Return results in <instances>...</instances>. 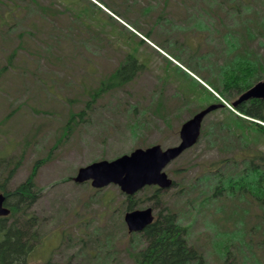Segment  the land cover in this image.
I'll list each match as a JSON object with an SVG mask.
<instances>
[{"label":"rangeland","instance_id":"rangeland-1","mask_svg":"<svg viewBox=\"0 0 264 264\" xmlns=\"http://www.w3.org/2000/svg\"><path fill=\"white\" fill-rule=\"evenodd\" d=\"M164 1L167 3L164 4ZM180 1L0 0V149H6L9 154L16 156L26 150L23 163L11 179L10 187L24 181L31 174L33 164L44 159L37 169L36 183L42 193L34 209L46 216L43 226L45 237L30 256L31 264L43 262L50 256L54 264H65L68 259L80 264H136L126 242L131 233H124L120 228L114 229L112 225L111 213L114 208L105 212L106 206L103 203L91 202L89 196L93 193V196L97 195L96 188L90 181L78 184L74 177L79 167L96 158L111 160L135 148H146L153 144H160L163 148L177 145L181 125L191 112L197 111L203 104L211 105L215 102L212 96L200 94L203 89L201 84L214 91L212 86H208L200 75L196 76L189 71L188 75L186 67L177 62L168 51L172 48L183 59L189 60L183 56L179 43L185 42L188 36L197 35L198 28L202 31L206 29L205 22L199 19L193 24L173 21V30L171 29V24L165 18H183L186 14L185 3ZM105 2L114 7L119 4L118 8L122 12L123 8L130 6L127 17L116 14ZM243 2H251L264 11V0L240 1ZM149 3L157 5L158 9L148 13L144 8ZM187 3L191 6V2ZM230 4L231 0L225 7ZM201 6L206 4L202 2ZM214 6L215 3L211 8L214 9ZM142 10L146 15L141 14ZM162 11L168 15L159 18ZM223 15L220 12L215 16L217 27L222 32L223 21L232 25L231 17ZM247 15L252 17L254 14L249 12ZM135 20H139L138 27L134 25ZM238 22L240 21L232 25V28L237 27ZM238 28L241 31V26ZM149 29H152L150 37L146 35ZM202 31H199L200 36ZM215 34L219 38L217 32ZM166 36L170 40L166 41ZM171 38L177 43L174 44ZM204 40L203 34L198 42L203 43ZM259 40H263V37L251 41V44L258 47L264 56V46L259 47ZM247 42L244 38V44ZM213 45L215 44H205L204 51L213 48ZM216 45L217 54L211 61L217 60L222 64L227 58L224 52L221 54L224 44L217 42ZM14 52L13 65L2 70ZM129 52L142 62H148V65L133 82L119 90L102 92L99 100L84 116L86 121L75 124L86 101L98 89L99 72L108 75ZM209 64L207 68L211 69ZM92 67L98 70L93 72L90 70ZM193 78L201 83L200 86ZM188 88H196L200 98H191L188 109L178 112L175 106L188 99ZM176 93L181 96V100ZM153 94L157 96L154 98ZM152 101L162 102V106L158 108L160 114H171L168 124L160 116L148 113L147 108L154 107ZM73 113H76V118L68 131V121ZM219 115V111L212 112L204 120V124ZM136 117L141 129L139 138L133 136L129 129L130 121L133 122ZM202 140L166 167L170 177H177L186 183L204 172L208 162L233 153L208 146ZM258 141L257 139L256 143L264 150V142L259 144ZM48 154L50 155L46 158ZM175 169L180 172L174 173ZM103 190L108 196L115 194L117 198L114 205L121 206L120 189L117 185H107ZM174 190L175 188L168 190L169 202ZM177 200L188 211V217L193 218V214H196L192 225V239L205 251L207 263L223 264L213 244L214 232L206 225L208 221L216 222L218 217L224 220L226 213L204 206L201 210L209 211V216L206 217L208 214L198 212L197 209L191 211L186 207L182 202L184 198L174 199V202ZM227 204L231 202L228 201ZM244 207L248 209L245 218L248 220V227H251L254 223L253 216L259 209L249 203ZM230 211L231 209L227 210ZM106 222L114 237L113 245L100 247L97 242L93 243L95 238H89L88 233L94 226H103ZM62 230L66 234L60 239L59 232ZM256 252L262 254V251Z\"/></svg>","mask_w":264,"mask_h":264},{"label":"trees","instance_id":"trees-1","mask_svg":"<svg viewBox=\"0 0 264 264\" xmlns=\"http://www.w3.org/2000/svg\"><path fill=\"white\" fill-rule=\"evenodd\" d=\"M77 1L80 2V0ZM187 1L191 2V6ZM229 1L181 0L180 2L185 3L184 8L186 9L183 18L171 20V18L166 17L168 13H164V11L159 16V18L166 17V22L171 24L172 30L173 21L177 23V21L183 20L185 24H193L198 18H206V21L201 20L206 24L204 31L217 32L219 35V38L210 36L209 43L215 41V45L208 51H204L202 42H198L201 38L198 33L202 31L201 28L196 30V32L198 31L197 35L188 36L185 42H180L179 46L181 47L179 48H181L182 53L184 52L183 56L189 60L183 59L172 48L168 50L173 57L185 64L197 76H202L205 82L212 86L220 97L193 78L196 84L199 85L200 83L201 86H199L203 87L200 94L212 96L216 104L223 103L221 98L232 103L240 94L256 82L264 79V56L258 47L251 44V41L263 37V40H259V47L264 46V11L256 8L251 2L240 3L241 0H231L232 4L225 7ZM202 2L206 6H201ZM105 3L116 14L127 17L130 6L123 8L124 12H122L118 8L120 7L119 4L114 7L113 4ZM165 3L167 1H164ZM214 3L213 9L211 5ZM199 5L200 7H198ZM157 9V5H152V3L144 8L148 13ZM220 12L226 18L231 17L233 26L237 21H240L237 27L232 28L229 22L223 21L224 29L222 32L217 27L215 18ZM249 12H253L254 15L248 16L247 13ZM141 14L146 15L143 10ZM138 21H134L136 23L134 25L137 27ZM239 26H241V31ZM192 32L195 31L192 30ZM151 33L152 29H149L146 35L150 37ZM166 38V41L170 40L167 36ZM244 38L247 39V44H244ZM171 40L174 44L177 43L173 38ZM205 40L208 41L207 38ZM217 42L224 44L221 54L224 52L227 57L222 64H219L217 60L211 61V58L216 57L217 54ZM186 43H188V48ZM185 46L186 48H184ZM163 47L167 48L165 45ZM14 54L15 52L9 56L8 63L2 70L13 65ZM92 63L94 64L93 61ZM208 63L211 64H209L211 69L207 68ZM147 65L148 62L147 64L142 62L135 54L129 52L120 62V65L108 75L100 71L98 89L86 101L84 108L78 114L79 119L77 121H75L76 113H73L68 121V131L71 130L73 121L75 124L86 121L84 116L93 108L102 92L119 90L133 82ZM90 70L95 72L94 70L98 69L92 67ZM178 70L182 73L179 68ZM187 74L189 75V73ZM86 83H88V79H86ZM84 86V90H86L87 84ZM186 91L188 99L183 101L182 105L175 106V110L178 112L188 109L191 98H200L196 88H188ZM194 94L195 96H192ZM156 96L153 94L152 97L155 98ZM180 97L177 95V98L180 99ZM152 103H154V107L147 108L148 113L160 116L168 124L171 120V114L165 116L158 111L162 102L152 101ZM205 107L207 105L203 104L199 109ZM234 108L235 110L223 104V106L212 111L213 113L219 111L221 115L203 125L199 139V141L203 139L202 141L206 142L208 146L218 147L228 153L233 152L232 155L222 156L216 161L208 162L204 172L187 180L186 183L175 177L170 187L175 188L171 202H169L168 191L170 188L164 189L158 186H146L142 189L145 190L144 192L140 193L142 191L140 190L133 195H126L119 191L121 195L119 196L121 198L120 207L114 205L117 196L115 197V194L108 196L103 188L96 189V196H93L94 193L89 196L91 202L103 203L106 206L105 212L114 208L111 213L112 225L114 229L120 228L124 233L129 232L124 221L126 211L147 206L154 209L153 222L140 232H130L131 234L126 240L127 248L134 257L136 264H208L205 251L192 239V225L195 222L196 214H193V218L188 217L186 215L188 211H185L181 201L174 202V199L181 198L185 199L182 202L191 211L197 209L200 212L205 206L208 209L213 207L217 212L226 213L224 220L218 217L216 222L208 221L206 225L208 228L211 227L214 232L213 244L216 251L219 252L223 264H264V150L256 143L257 139L259 144L264 142V99L243 100ZM195 112H191V115ZM138 118L136 117L129 124V129L136 138H139L141 133L140 125L137 122ZM240 149L245 151H239ZM247 149L252 150V152ZM25 151L23 150L16 156L9 154L6 149H0V192L5 194V204L11 209L8 216L0 217V264H29L30 256L41 245L45 237L43 226L47 220L46 216L39 214L34 209L42 193V189L37 187L36 183L37 169L44 159H39L33 164L34 168L31 174L24 181L13 188L10 187L11 179L23 163ZM178 172H180L179 169L174 170V173ZM138 193L140 194L138 195ZM228 201L231 204L228 205ZM246 203L259 209V212L253 216L254 223L251 227H248V220L245 218L248 213V209L244 207ZM229 209L231 211L227 212ZM202 212L208 214L206 217L209 216V211ZM107 223L103 226H94L88 233L89 238H95L93 243L97 242L100 247L113 245L114 237L110 233ZM59 234L61 239L66 232L62 230ZM81 247L83 248L84 244ZM256 251H262V254H258ZM92 254L96 256L95 253ZM50 258L51 256L36 264H54ZM65 264H80V262L72 263L68 259Z\"/></svg>","mask_w":264,"mask_h":264},{"label":"water","instance_id":"water-1","mask_svg":"<svg viewBox=\"0 0 264 264\" xmlns=\"http://www.w3.org/2000/svg\"><path fill=\"white\" fill-rule=\"evenodd\" d=\"M250 98L264 99V80L243 92L233 105ZM217 107L218 104H212L186 120L181 126L180 142L177 145L162 148L160 144H155L147 148H136L113 160L94 161L80 167L74 180L78 183L91 180L92 186L96 188L114 183L127 195H133L147 185L171 187L173 179L165 168L186 149L196 144L201 135L204 117ZM5 199L6 196L0 193V216H7L11 212L5 205ZM154 217L153 208L149 206L127 211L124 219L130 232H138L153 222Z\"/></svg>","mask_w":264,"mask_h":264},{"label":"flooded vegetation","instance_id":"flooded-vegetation-1","mask_svg":"<svg viewBox=\"0 0 264 264\" xmlns=\"http://www.w3.org/2000/svg\"><path fill=\"white\" fill-rule=\"evenodd\" d=\"M198 19H199L200 21H201V20L206 21V18H198ZM210 20H212V19H210ZM182 21H183V20H182ZM198 33H199V32H198ZM203 34H204V37L207 38V40H208V41H206V40L203 41L202 44H203L204 47H205V44H206V45L215 44V41H213L212 43H209V41H210V36L213 35V37H215V36H216L215 33H213V34H212V33L206 34V33L203 32ZM203 34H201L202 37H201L200 34H199V36L201 37L200 39L203 38ZM189 117H191V115H190Z\"/></svg>","mask_w":264,"mask_h":264},{"label":"bare ground","instance_id":"bare-ground-1","mask_svg":"<svg viewBox=\"0 0 264 264\" xmlns=\"http://www.w3.org/2000/svg\"><path fill=\"white\" fill-rule=\"evenodd\" d=\"M201 80V79H200ZM205 82V81H204ZM210 86V85H209Z\"/></svg>","mask_w":264,"mask_h":264}]
</instances>
